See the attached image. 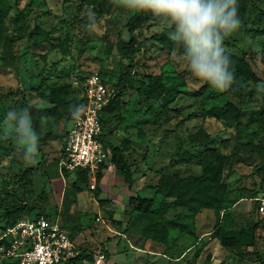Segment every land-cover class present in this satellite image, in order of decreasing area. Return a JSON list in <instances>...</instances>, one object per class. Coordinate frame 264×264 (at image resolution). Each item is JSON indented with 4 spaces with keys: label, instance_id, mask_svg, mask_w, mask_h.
<instances>
[{
    "label": "rangeland",
    "instance_id": "rangeland-1",
    "mask_svg": "<svg viewBox=\"0 0 264 264\" xmlns=\"http://www.w3.org/2000/svg\"><path fill=\"white\" fill-rule=\"evenodd\" d=\"M6 5L7 30L0 40V194L6 196V203L26 205V218L45 212L59 215L80 253H95L92 264H264V223L256 230L255 247L226 248L212 233L219 220L231 230L250 227L260 219L252 192L264 176V92L258 91L264 84V34L253 37L244 28L264 27V14L260 12L264 0H254L247 21L224 40L226 50L248 59L262 79L246 83L242 99L229 97L244 108L238 125L215 116L227 99L223 92L213 89L202 98L190 95L203 82L175 62L180 52L170 51L153 37L167 27L154 20L144 27L148 38L136 55L137 78L161 74L165 84L183 80L184 85L159 100L148 99L147 88L141 85L131 96L124 95L128 103L118 115H105V131L112 144H120L124 137L131 140L126 152L134 181L128 189L124 177L108 162L99 196L95 179L90 177V187L76 194L75 203L69 191L74 175L60 169L61 141L38 143L36 162L26 163L5 117L10 110L20 111L28 102L39 101L30 87L40 79L47 84L69 83L71 97L80 96V83L93 72H99L107 84H112L118 74L119 56L115 48L107 52V47L116 42L132 10L121 6L120 0H111L108 11L101 16L96 0H6ZM20 10L24 33L38 24L50 31V39L36 45L17 31L13 19ZM89 12L94 14V20H89ZM123 36L128 37L126 30ZM48 122L57 129L70 123ZM180 144L191 154L192 161L173 166L171 160L177 158ZM208 148L222 166L227 186L225 214L223 210L217 216L212 209L192 213L187 208H170L165 216L171 218L180 212V219L189 224L190 230L172 231L175 241L171 245L143 238L138 228L134 234L123 236L121 232L125 233L129 219V210L125 209L129 195L157 196L154 208H158L161 202L171 200H161L155 193L161 174L201 173L199 156ZM27 165L33 167L21 177L20 170ZM66 190L68 207L62 204ZM113 220H120L122 229L117 230ZM4 221L0 219V225ZM142 224L139 222L141 228ZM116 237L117 247L105 248V243ZM80 264L91 263L83 260Z\"/></svg>",
    "mask_w": 264,
    "mask_h": 264
},
{
    "label": "trees",
    "instance_id": "trees-1",
    "mask_svg": "<svg viewBox=\"0 0 264 264\" xmlns=\"http://www.w3.org/2000/svg\"><path fill=\"white\" fill-rule=\"evenodd\" d=\"M98 3V16H101L104 12L108 11V3L111 0H96ZM254 0H238L239 5V18L241 23H245L249 16V10L251 3ZM264 14V7L260 10ZM9 9L6 5V0H0V40L3 38L4 33L7 30L6 18L8 17ZM23 18V11H18L14 16L13 23L17 31L23 33L28 38L33 39V43L38 45L43 41L50 39V31L40 28L38 24L28 32L24 33L22 29L23 25H20V21ZM157 21L151 13L148 12H136L132 11L129 18L123 25L122 29L117 35L115 43L110 42L107 47V52H111L113 48L119 56L118 65L119 70L116 80L112 84H107L106 80L102 78V81L112 88L114 94L105 107L101 121L103 125L102 140L106 147L110 149L111 157L108 162L124 177V181L127 188L130 189L134 181L133 170L128 163L127 149L130 147L131 140L128 137L122 138L120 144L114 145L107 139V133L105 131V115L113 116L118 115L122 109L127 105L128 100L124 98V95L128 93L130 96L139 91L141 85L147 88L145 96L148 99L159 100L166 95H170L172 92L178 91V88L184 85L183 80H175L170 84H165L162 80L161 74L148 73L146 76H139L137 78L136 68L139 65L136 59L137 53L147 40V35L144 32V27L151 21ZM126 30L128 37L123 36V31ZM171 29L165 28L160 32H156L153 37L159 41L164 47L170 51H177L182 53V46H178L177 43L170 37ZM244 32L253 37L263 35L264 27H245ZM227 51V54L233 61V67L235 70V82L231 88L223 93L227 96L224 106L220 111H217L215 116L222 119L227 124L238 125L241 121V116L244 111L243 106L237 104L229 97L242 99L245 95V84L248 82L257 83L262 81L256 71L252 68L248 59L244 56L237 57L232 52ZM84 80L80 83L81 93L78 97H71L68 89L69 83L61 84H47L45 80L40 81L32 85L30 88L34 90L35 94L39 97L38 102H28L26 108L30 110L32 117L33 129L38 134L39 142H46L52 140H60L68 127H62L61 129L52 128L48 121L51 123H59L62 120H71L76 114L80 106L85 100L84 97ZM264 82V79H263ZM213 88L207 84L202 83L200 87L192 92L190 95L196 98H202L204 95H208ZM129 96V97H130ZM24 97V96H23ZM39 103H42L41 106ZM150 110V106L147 107V111ZM141 136H143L141 134ZM188 154V155H187ZM177 158L171 160V164L175 166L177 163L185 162L190 163L192 161L191 154L181 144L179 145ZM218 157L213 153L211 148L205 150L199 156V164L202 171L199 174H189L182 176L179 172L164 173L161 174L158 182L155 185V193L158 194L160 199L171 198L168 202H161L158 208H154L157 196H144L140 194H131L125 204V209L129 210V219L127 220V226L122 234L132 235L138 228L141 230L140 236L145 239H151L159 244L171 245L175 241L171 238L172 231L189 232V224L181 220L182 216L180 212H176L173 217L167 218L166 212L170 208H187L192 213H198L202 209H212L217 216L222 211L225 214V204L227 202L226 197V183L222 179V166L217 159ZM42 161H38L40 163ZM102 164L95 175L96 196H99V185L105 174L107 163ZM33 166L27 165L24 169L20 170L21 177L27 175ZM63 172L73 174V180L70 184L73 198L72 202L75 203L78 199L76 194L82 192L84 189L90 187V175L88 171L83 169H75L73 172L64 170ZM264 190V176L261 182L255 187L252 192V199L254 206L257 210V204L254 197ZM69 191L64 192L62 204L67 205V196ZM6 196L0 194V219L4 218L5 221L0 225V232L5 228L15 224L20 218L25 216L26 205L20 202H13L7 204L5 200ZM104 200L101 199V202ZM258 212V211H257ZM56 216V213L45 212L37 213L32 218L39 217L40 215ZM64 227L66 228L69 236L72 238V233L67 225L62 220ZM139 222H144L142 228L139 226ZM117 230L122 229V222L120 220H113L112 222ZM261 223H264V216H260V219L256 220L250 227H242L239 229H225L222 225V221L219 220L213 229V235L223 247L243 248L252 246L255 247L257 242L256 230ZM130 230V231H129ZM83 251V250H82ZM99 252H102L100 250ZM95 253L90 252L88 254L80 253L65 262L64 264H80L83 260H88L91 264L94 262ZM1 264H19L16 259L4 260Z\"/></svg>",
    "mask_w": 264,
    "mask_h": 264
},
{
    "label": "clouds",
    "instance_id": "clouds-1",
    "mask_svg": "<svg viewBox=\"0 0 264 264\" xmlns=\"http://www.w3.org/2000/svg\"><path fill=\"white\" fill-rule=\"evenodd\" d=\"M120 4L132 11L151 13L171 29V39L183 48L174 60L194 79L218 92L231 88L235 70L224 40L241 26L238 0H120ZM89 20H94L91 12ZM258 91L264 92V84ZM5 122L15 134L24 161L35 163L39 137L33 129L30 110H10Z\"/></svg>",
    "mask_w": 264,
    "mask_h": 264
},
{
    "label": "built area",
    "instance_id": "built-area-1",
    "mask_svg": "<svg viewBox=\"0 0 264 264\" xmlns=\"http://www.w3.org/2000/svg\"><path fill=\"white\" fill-rule=\"evenodd\" d=\"M113 94L98 72L86 78L85 100L61 138L62 172L83 169L95 179L99 167L110 159V149L102 140L101 115ZM254 200L259 215L264 216V190ZM77 254L78 249L59 215L23 217L0 232V264L8 259H16L19 264H64Z\"/></svg>",
    "mask_w": 264,
    "mask_h": 264
},
{
    "label": "crops",
    "instance_id": "crops-1",
    "mask_svg": "<svg viewBox=\"0 0 264 264\" xmlns=\"http://www.w3.org/2000/svg\"><path fill=\"white\" fill-rule=\"evenodd\" d=\"M116 217V216H115ZM110 235V234H109ZM112 235V234H111ZM123 236H125L124 234H123ZM74 241V240H73ZM75 243V242H74ZM106 245H105V248H108V246H113L114 248H116L117 247V244H118V237H116V238H111L109 241H107L106 243H105ZM111 251V250H110Z\"/></svg>",
    "mask_w": 264,
    "mask_h": 264
}]
</instances>
